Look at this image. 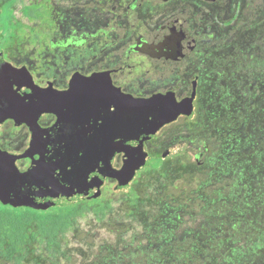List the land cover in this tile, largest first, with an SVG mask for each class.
Instances as JSON below:
<instances>
[{
    "label": "rangeland",
    "instance_id": "obj_1",
    "mask_svg": "<svg viewBox=\"0 0 264 264\" xmlns=\"http://www.w3.org/2000/svg\"><path fill=\"white\" fill-rule=\"evenodd\" d=\"M91 1L18 0L7 53L37 73L72 55L50 42L88 29ZM227 1L216 40L191 60L202 81L193 120L145 144L152 162L128 189L106 184L105 215L90 207L23 264H264V0Z\"/></svg>",
    "mask_w": 264,
    "mask_h": 264
},
{
    "label": "flooded vegetation",
    "instance_id": "obj_2",
    "mask_svg": "<svg viewBox=\"0 0 264 264\" xmlns=\"http://www.w3.org/2000/svg\"><path fill=\"white\" fill-rule=\"evenodd\" d=\"M227 2L92 0L95 17L90 27H74L63 39L50 42L54 51L72 55L47 63L41 73L11 57L8 37L0 35V108L11 110L14 116L0 123V150L16 157L17 169L26 173L42 158L40 152L20 158L34 140L58 144L67 173L74 175L95 160L91 144L116 142L128 133L125 96L173 97L180 102L192 96L197 83L195 116L202 81L195 79L191 60L200 48L216 40L213 19ZM47 36L51 38L50 33ZM75 78L85 81L75 84L73 91ZM37 95L55 112L39 113ZM193 118L181 115L177 120ZM39 151L44 154V146ZM123 158L124 153L115 155V170L122 168ZM43 171L40 183H49ZM109 181L118 188L117 180L107 178L102 194Z\"/></svg>",
    "mask_w": 264,
    "mask_h": 264
},
{
    "label": "water",
    "instance_id": "obj_3",
    "mask_svg": "<svg viewBox=\"0 0 264 264\" xmlns=\"http://www.w3.org/2000/svg\"><path fill=\"white\" fill-rule=\"evenodd\" d=\"M80 81H85V78H75L71 90L74 91L75 84ZM196 87L197 83L194 84L192 96L180 102L173 97L146 100L125 96L123 112L127 115L125 120L128 133L124 137L120 136V140L116 142L91 144L95 160L82 173H67L62 149L55 143L43 145L39 140L33 141L32 147L20 158L30 156L32 152H40L42 158L26 173L17 169L16 157L0 150V203L16 209L26 207L42 211L58 206L68 207L100 198L107 178L117 180L119 189H128L137 171L148 168L152 162V157L145 151V144L179 116L185 115L191 119L194 117ZM42 97L36 96L38 112H55L52 106H47L42 101ZM7 118H14L12 111L0 108V123ZM42 146L44 154L39 151ZM118 153H124L123 166L120 170H115L112 163ZM166 155L167 153L164 154ZM43 170L47 172L49 183H40L39 175L45 172Z\"/></svg>",
    "mask_w": 264,
    "mask_h": 264
},
{
    "label": "trees",
    "instance_id": "obj_4",
    "mask_svg": "<svg viewBox=\"0 0 264 264\" xmlns=\"http://www.w3.org/2000/svg\"><path fill=\"white\" fill-rule=\"evenodd\" d=\"M17 1L0 0V18L6 27V37L11 34L9 19ZM25 14L29 18L37 17L32 9H26ZM101 201L102 196L91 202L46 211L26 207L16 209L0 203V264H23L33 245H44L47 249L57 247L58 239L71 231L90 207H95L96 214L105 215L106 207Z\"/></svg>",
    "mask_w": 264,
    "mask_h": 264
}]
</instances>
